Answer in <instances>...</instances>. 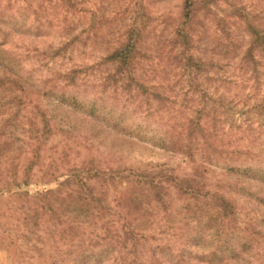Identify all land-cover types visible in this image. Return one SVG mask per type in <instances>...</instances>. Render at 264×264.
<instances>
[{
    "label": "rangeland",
    "instance_id": "374dc122",
    "mask_svg": "<svg viewBox=\"0 0 264 264\" xmlns=\"http://www.w3.org/2000/svg\"><path fill=\"white\" fill-rule=\"evenodd\" d=\"M77 2L65 13L60 0H0V179L51 191L38 206L24 193L0 197V264H264V72L243 78L234 49L198 76L186 71L174 36L183 0ZM217 8L264 26V0ZM134 24L138 82L126 94L103 60ZM202 31L194 52L211 58ZM139 82L165 84L170 101L159 104ZM204 104L213 111L200 122L216 133L207 144L184 128ZM130 172H198L209 202L224 196L234 216L189 219L182 206L197 200L177 197L169 181L163 193L173 207L162 209L150 191L148 221L129 229L142 235H127L116 212Z\"/></svg>",
    "mask_w": 264,
    "mask_h": 264
},
{
    "label": "trees",
    "instance_id": "16d2710c",
    "mask_svg": "<svg viewBox=\"0 0 264 264\" xmlns=\"http://www.w3.org/2000/svg\"><path fill=\"white\" fill-rule=\"evenodd\" d=\"M183 1L182 14L175 26L174 36L176 39L175 44H177L182 51L179 58L181 57L185 62V70H194L196 71V76H198L199 74H202L203 70H210L211 68L220 65L219 62L228 60L230 53L234 49L235 53H238V51L241 50L237 70L242 72L243 78L250 77L248 78L249 81L252 79L259 80L260 72H264L263 24H257L254 20H249V18L245 19L238 15L235 16L237 17V20L232 18V16H220L217 8L218 0ZM60 2L62 5H65V13L77 10V0H60ZM236 12L241 11L236 10ZM238 19H244V22H236L239 21ZM240 28L244 29L242 33H239ZM202 30H204V32L207 30L210 38L209 42L207 36V42H205V45L207 44L208 48H211V58H202L199 55L197 56L194 52L197 50V45L200 46V44H204L203 38L200 36L203 33ZM199 33L201 34L199 35ZM122 37L123 38L121 42L118 43L117 48L107 54L103 63L107 65L109 64L113 67L115 73L114 75L109 76L111 77L110 80L114 81L113 83L117 84V86L118 83L121 82L122 85L120 89L128 94L132 89L134 80L138 82L134 76L136 72L135 66L137 64V57L141 55L139 49L141 42L139 27L135 26V24L129 26ZM221 58L223 60H220ZM223 79L225 81L230 80L228 77H224ZM139 83L137 84L138 88L146 89L148 92L151 91L149 93L150 97H152L153 100L158 101L159 104L163 105L165 100L170 101V96L168 94L169 91H167L168 88L165 84L161 83L156 87L149 86L144 82ZM164 88H166L165 91H162ZM207 106V104H204L203 108L198 110L197 120L187 118L186 124L184 125V128L187 129L188 138H198L199 142L203 140L204 144L209 142L208 138L210 137L208 136H214V134H216L214 132L215 130H206L205 126L200 122L203 118L202 115L205 113L211 115V112L213 111V109L207 108ZM188 108L192 109L191 107ZM214 119L216 120L217 118L214 117ZM210 133L212 134L210 135ZM199 135L201 136L199 137ZM173 145L176 147L178 144L174 143ZM180 147H182V149L184 148L182 150L184 153L190 155L191 147L188 148V146L185 145ZM11 177L12 176H5L0 179V184H2V187L0 186V197L17 194L20 196V194L24 193V199L26 200L27 205L31 204L38 206L37 203L39 202L37 201L39 198L45 200L48 198L49 194H51V191L44 188L43 185V187L32 192V190H30L32 183H29L28 180L18 183L15 179L13 182H10L12 179ZM127 177L128 179L133 180L128 181V183H130V188L123 190L120 195L118 199L120 210L116 212L117 214L119 213L120 220L126 223L125 226L126 229H128L126 232L127 235H132L133 237L142 235V233L137 234L138 232L129 229L133 226L130 224H133L134 221H148L146 217L151 212L144 209V198L148 199V197H150V195H148L150 191L152 192L151 195L154 196L155 201L162 209L166 211L173 207L172 204L168 205L165 201V196L167 194L165 195L163 193L165 190L164 185L169 181H171L169 183H173L177 197L182 198L187 196L191 199L197 200V203L194 205L186 204L182 206L183 211L187 214L189 219H197L196 222L202 223L205 222L203 218H206L207 221H212L218 224L221 222L224 223L227 219L229 220V217L234 216V208L224 196L216 193L212 196V203L209 202L208 197L203 192L204 189L203 186H201L202 182L198 180L199 178H202L198 172L188 177V179L167 176L164 172H160L157 176L146 174V172H130ZM202 198H204V202L202 201ZM212 204L213 208L210 207ZM149 205L150 204H148V206ZM156 229L158 230V228ZM158 231L160 235L164 234L163 228H159ZM146 234H144L143 237H145ZM163 250L172 254V250L166 246L163 247Z\"/></svg>",
    "mask_w": 264,
    "mask_h": 264
}]
</instances>
